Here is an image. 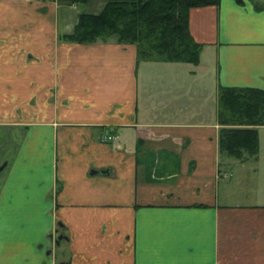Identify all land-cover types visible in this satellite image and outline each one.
Returning a JSON list of instances; mask_svg holds the SVG:
<instances>
[{
  "label": "crops",
  "instance_id": "obj_1",
  "mask_svg": "<svg viewBox=\"0 0 264 264\" xmlns=\"http://www.w3.org/2000/svg\"><path fill=\"white\" fill-rule=\"evenodd\" d=\"M30 1L0 0V82L49 94L0 195V264H56L30 242L59 233L60 264H264V123L238 159L218 119L222 85L264 88V0L193 6L198 63L138 60L116 36L62 42L78 18L39 0L32 20Z\"/></svg>",
  "mask_w": 264,
  "mask_h": 264
},
{
  "label": "trees",
  "instance_id": "obj_2",
  "mask_svg": "<svg viewBox=\"0 0 264 264\" xmlns=\"http://www.w3.org/2000/svg\"><path fill=\"white\" fill-rule=\"evenodd\" d=\"M72 4L88 0H59ZM220 0H105L100 11L81 12L65 38L78 42L107 40L137 45L138 60L199 62L202 43L190 30L193 6ZM264 4L257 3L258 8ZM220 150L245 159L258 153V125L264 123V88L222 85L218 91Z\"/></svg>",
  "mask_w": 264,
  "mask_h": 264
},
{
  "label": "rangeland",
  "instance_id": "obj_3",
  "mask_svg": "<svg viewBox=\"0 0 264 264\" xmlns=\"http://www.w3.org/2000/svg\"><path fill=\"white\" fill-rule=\"evenodd\" d=\"M51 2V5L53 8H59V10H62L65 8L67 10L64 11V18H69V19H76L79 18V13L81 12H97L99 11V4L104 3L105 0H88L87 2H77V3H72L71 5H67L66 3H62L59 0H49ZM32 4H29L31 10H30V15L33 16L31 19H39V17L42 15L41 13L46 12L47 10L44 9H39L38 7H35L33 5L34 3H39V0H31L30 1ZM65 5V7H64ZM36 10H39V13L36 12ZM62 12V13H63ZM55 13V12H54ZM67 14V15H65ZM62 19V16H61ZM62 19V27H61V33L60 35V40L62 42L67 41V38L64 36V32L68 29L67 26L68 23L63 21ZM78 21V20H77ZM63 32V33H62ZM4 65V61H2ZM12 68H16V71H20L21 67L23 65L19 63V61H16V63H12L10 65ZM20 69V70H19ZM21 74V78H22ZM12 76L11 78H13ZM0 79L5 80L6 76H0ZM14 79H20V74L18 76L15 75ZM5 82V81H3ZM4 83L0 82V165L4 162L7 161L6 167L0 172V195L4 187V183L8 174V168L12 165V162L14 161L15 157L17 156L18 152L20 151L22 147V143L24 140L25 135L27 134L29 127L36 125L39 122V117H41L42 113H45V109L39 107L41 104V100L45 99L47 94L45 95L44 92H39V91H32L28 95V92H25L22 90H14L12 91L11 89L8 90L7 87L4 86ZM11 85V84H10ZM9 87V86H8ZM14 87V86H13ZM22 84L18 85V88H24ZM49 95V94H48ZM52 96V97H51ZM53 94H50V97L48 96L47 98H53ZM44 115V114H43ZM115 134L114 131L108 130L107 132L103 133L101 138L102 141L104 142H111L114 138H104V135H111ZM7 233H4L3 235H0V239L4 242L5 244H8L7 241L11 238L7 236ZM64 235V233H59L58 235H50L52 238L50 240V243L47 245H40L35 242L31 244V247L33 248H39V249H45L47 250V255L52 256V259L55 260L56 264H60L61 262H64V258L66 255L65 252V247L64 246V238L58 239V236ZM28 240L25 241L27 246H29V243H27ZM2 242V243H3ZM47 248H44V247ZM41 247V248H40ZM6 248H10V245H6ZM23 251V250H22ZM1 254V252H0ZM22 252L18 254L19 257H17L20 260V264L23 260L28 261V258L22 256ZM54 257V258H53ZM12 257L9 258V256H5L4 260H9ZM9 264H12L9 262Z\"/></svg>",
  "mask_w": 264,
  "mask_h": 264
},
{
  "label": "water",
  "instance_id": "obj_4",
  "mask_svg": "<svg viewBox=\"0 0 264 264\" xmlns=\"http://www.w3.org/2000/svg\"><path fill=\"white\" fill-rule=\"evenodd\" d=\"M6 165H7V161H4V162L0 165V172L6 167ZM94 171H96V170H92V172H94ZM62 238H65V236H64V235H60V236H58V239H59V240L62 239Z\"/></svg>",
  "mask_w": 264,
  "mask_h": 264
},
{
  "label": "built area",
  "instance_id": "obj_5",
  "mask_svg": "<svg viewBox=\"0 0 264 264\" xmlns=\"http://www.w3.org/2000/svg\"><path fill=\"white\" fill-rule=\"evenodd\" d=\"M111 136H112V138H113V136H114V138H115V134H111V135H108V136H107V135H104V138H109V139H110Z\"/></svg>",
  "mask_w": 264,
  "mask_h": 264
}]
</instances>
